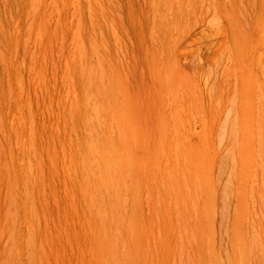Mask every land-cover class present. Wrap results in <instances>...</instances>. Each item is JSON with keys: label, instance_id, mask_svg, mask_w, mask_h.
Returning <instances> with one entry per match:
<instances>
[{"label": "rangeland", "instance_id": "obj_1", "mask_svg": "<svg viewBox=\"0 0 264 264\" xmlns=\"http://www.w3.org/2000/svg\"><path fill=\"white\" fill-rule=\"evenodd\" d=\"M0 264H264V0H0Z\"/></svg>", "mask_w": 264, "mask_h": 264}]
</instances>
